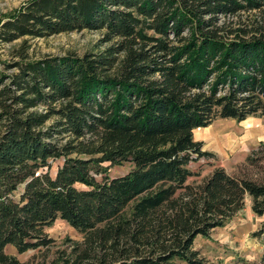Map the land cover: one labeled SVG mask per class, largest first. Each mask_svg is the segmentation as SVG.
<instances>
[{
  "label": "trees",
  "instance_id": "trees-1",
  "mask_svg": "<svg viewBox=\"0 0 264 264\" xmlns=\"http://www.w3.org/2000/svg\"><path fill=\"white\" fill-rule=\"evenodd\" d=\"M83 30L109 45L29 54L27 39ZM21 38L0 62V264H31L6 247H49L58 219L85 237L53 264H204L196 238L248 197L264 218V180L217 166L188 183L215 156L197 128L264 115V0H28L0 23V42ZM254 235L264 243V220Z\"/></svg>",
  "mask_w": 264,
  "mask_h": 264
},
{
  "label": "rangeland",
  "instance_id": "rangeland-1",
  "mask_svg": "<svg viewBox=\"0 0 264 264\" xmlns=\"http://www.w3.org/2000/svg\"><path fill=\"white\" fill-rule=\"evenodd\" d=\"M27 1L0 0V23ZM238 15L223 16L220 21H233L234 24L232 26L235 28L239 26V18L243 22H248L251 17L261 19L259 11L255 10L242 11ZM103 33L104 31L83 30L56 34L48 38H30L27 39L28 51L33 58L45 55H64L68 52L83 55L86 52L100 51L109 45L108 43H101ZM149 34H153V32H149ZM25 39L21 38L11 43L0 42V62L11 61L15 57V49L19 48ZM245 127L255 128L256 130L260 128V132H255L256 134L250 132L251 134H248L245 138V135H247L244 132ZM208 129L209 132L212 129L218 135L210 134L206 131ZM232 132L237 135V138L233 143L235 148L232 149L231 154L229 153L230 159L226 161V158L215 154L214 157L201 158L199 161L191 162L190 168L201 173L190 177L188 183L202 182L211 173V170L217 167L216 165L227 166L228 169L224 168L230 174L264 180V162L256 160L253 165L247 162L248 155L254 149H258L260 144H264V115H252L243 121H237L233 118L215 120L205 129L204 134L206 135L203 137L206 140L205 146L209 144L210 140L209 145H213L211 142H215L217 136L230 137ZM194 136L195 140L202 141L196 137L195 132ZM205 146L203 145V147ZM209 148L211 149V147H207L204 150L212 152L213 148L211 150ZM62 161V159L54 161L52 171H55ZM223 161L224 163L222 164ZM228 161L231 162L232 167H230V162ZM130 168L131 165L129 163L123 166H112L109 173L111 176L116 177L126 174ZM97 178L102 180V174L97 175ZM263 220L264 218L258 217L253 212L252 200L248 197L245 207L226 226L212 231L209 238L198 236L195 240L194 248L200 252L199 256L204 264H264L261 261V257L264 254V243L254 235ZM47 232L53 239L49 247L30 249L20 253L15 246L8 245L6 253L26 263L53 264L63 252L69 253L72 246L78 242L82 243L85 237L83 233L62 219L56 220L51 227L47 228Z\"/></svg>",
  "mask_w": 264,
  "mask_h": 264
},
{
  "label": "crops",
  "instance_id": "crops-1",
  "mask_svg": "<svg viewBox=\"0 0 264 264\" xmlns=\"http://www.w3.org/2000/svg\"><path fill=\"white\" fill-rule=\"evenodd\" d=\"M245 128H244V132L247 134V135H245V138L248 136V134H251L250 132H252V134H256L255 132H260V128H258L257 130L255 128H249V127H245ZM205 129H207V127H200V128H197L196 131H195L196 137H198V139H200V140H202L204 142V146H205V143H206L205 138H203L204 135H206V134H204ZM206 131L209 132V129L206 130ZM209 133L210 134H214V135H218V134L214 133L212 129H210V132ZM222 137L223 136H219V137L217 136L215 142L214 141L211 142V143H213V145L212 144L209 145L211 140L209 142L207 141L209 144H206V146L203 147V150H204V148L211 147V149L212 148L213 149L212 150L210 148L209 149L212 152H214V154H216V156H220L222 158H226V161H227V160L230 159L229 153L231 154L232 153L231 152L232 149L235 148V145L233 143L236 141L237 135L234 134V132H232V134L230 135V137L225 136V137H223L224 139ZM228 162H230V161H228ZM223 163H224V161L222 162V164ZM216 166H221V165H216ZM223 167H225L226 169H228L227 166H224L223 165ZM230 167H232L231 162H230Z\"/></svg>",
  "mask_w": 264,
  "mask_h": 264
},
{
  "label": "bare ground",
  "instance_id": "bare-ground-1",
  "mask_svg": "<svg viewBox=\"0 0 264 264\" xmlns=\"http://www.w3.org/2000/svg\"><path fill=\"white\" fill-rule=\"evenodd\" d=\"M222 145V144H221Z\"/></svg>",
  "mask_w": 264,
  "mask_h": 264
}]
</instances>
